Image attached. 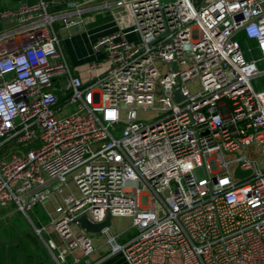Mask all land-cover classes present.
<instances>
[{"label":"built area","instance_id":"2783aa9c","mask_svg":"<svg viewBox=\"0 0 264 264\" xmlns=\"http://www.w3.org/2000/svg\"><path fill=\"white\" fill-rule=\"evenodd\" d=\"M57 3L0 11V209L52 204L58 264H100L77 220L108 214L132 218L123 242L101 233L128 264H264V156L247 152L264 154V0ZM97 16L125 25L91 44L108 66L85 82L62 31Z\"/></svg>","mask_w":264,"mask_h":264},{"label":"crops","instance_id":"0c3cea01","mask_svg":"<svg viewBox=\"0 0 264 264\" xmlns=\"http://www.w3.org/2000/svg\"><path fill=\"white\" fill-rule=\"evenodd\" d=\"M38 1L0 0V11L18 10L23 4H35ZM58 1L59 3L53 7L54 10L64 8L70 0ZM60 5L63 6L59 8ZM96 18L87 26L63 30L64 46L68 59L74 66L82 59L79 49L82 52L87 50V54L92 56L91 44L98 37L117 29L122 24L125 25V22L121 23V20L110 17L111 22L94 26L92 23ZM83 80L85 81L84 78ZM52 207L53 205L49 204L47 208ZM47 208L44 205H39L30 211L28 215L19 211L15 205L0 209V264H58L47 244L49 239H54L60 243L59 237L53 232V228L49 224ZM35 226H46L47 233L43 236L38 235ZM111 233L120 236L119 238L124 241L129 239L125 236V232L113 233L111 231ZM122 235H124V238H121ZM97 237L100 240V243H96L98 250L91 256L94 262L102 261L100 264H128L121 254L111 256L110 247L108 249L109 245L106 244V235L100 233L95 238Z\"/></svg>","mask_w":264,"mask_h":264},{"label":"rangeland","instance_id":"374dc122","mask_svg":"<svg viewBox=\"0 0 264 264\" xmlns=\"http://www.w3.org/2000/svg\"><path fill=\"white\" fill-rule=\"evenodd\" d=\"M62 35L64 36V33L62 31ZM79 53L82 57L81 61H79V63L74 66L76 71L81 75L82 79H85V82H88L92 77H95L99 74H102L105 72L107 66H108V62L106 61H102V67L98 68V69H93L91 67L92 65V60L94 59L93 56H89L87 54V50H84L83 52L81 51V49H79ZM254 84L256 85L257 89H264V75L258 77L255 81ZM189 88L191 91H197L199 90L200 86L198 83H193L189 85ZM158 116V111H156L155 109H149L146 111H140L139 112V117L145 120H151L155 117ZM247 152L249 153L250 156L253 157H262L264 156V154H262L261 152H259L257 150V148L255 147H249ZM111 231L113 233H123L125 232V236L127 238H131L132 236L135 235L136 231L133 227L132 224V218L130 217H113V221H112V229ZM96 237V236H95ZM120 237V236H118ZM121 238H124V235H122ZM120 239V238H119ZM120 241H124L122 239H120ZM95 242L96 243H100L99 238H95ZM109 249V246H108Z\"/></svg>","mask_w":264,"mask_h":264},{"label":"water","instance_id":"95a60500","mask_svg":"<svg viewBox=\"0 0 264 264\" xmlns=\"http://www.w3.org/2000/svg\"><path fill=\"white\" fill-rule=\"evenodd\" d=\"M176 96L180 98L179 92H176ZM236 174L237 176H245L250 174V171L243 172L239 167L236 171ZM77 222L82 228L86 229L88 232L100 234L103 232V230L112 226V216L111 214H108L107 219L101 223H93L88 219L87 216H82L77 220Z\"/></svg>","mask_w":264,"mask_h":264},{"label":"trees","instance_id":"16d2710c","mask_svg":"<svg viewBox=\"0 0 264 264\" xmlns=\"http://www.w3.org/2000/svg\"><path fill=\"white\" fill-rule=\"evenodd\" d=\"M62 6L63 5H60L58 7L60 8ZM111 21H112V19L110 17L103 18L101 16H98L96 18V20L92 23V25L98 26V25L105 24V23H108V22H111ZM237 39L240 41L241 46L244 49L247 47V45H252V46H255L256 45L255 41L249 39L244 33L238 34L237 35Z\"/></svg>","mask_w":264,"mask_h":264}]
</instances>
